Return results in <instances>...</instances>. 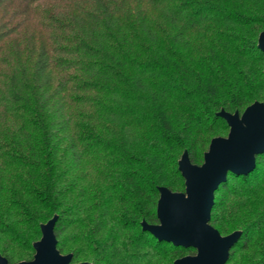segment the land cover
<instances>
[{
    "label": "trees",
    "instance_id": "1",
    "mask_svg": "<svg viewBox=\"0 0 264 264\" xmlns=\"http://www.w3.org/2000/svg\"><path fill=\"white\" fill-rule=\"evenodd\" d=\"M264 0H0V255L30 260L56 215L71 263L171 264L195 252L142 228L228 125L264 102ZM210 224L226 264H264V151L227 172Z\"/></svg>",
    "mask_w": 264,
    "mask_h": 264
},
{
    "label": "water",
    "instance_id": "2",
    "mask_svg": "<svg viewBox=\"0 0 264 264\" xmlns=\"http://www.w3.org/2000/svg\"><path fill=\"white\" fill-rule=\"evenodd\" d=\"M257 46L264 52V30L257 37ZM227 125L226 136L211 138L201 164L190 162L187 152L180 155L177 167L184 179V191H171L159 186L156 202L157 223L142 221V228L159 240L194 248L171 264H226L228 253L239 231L221 235L210 222L213 193L227 172L246 173L255 165V156L264 151V102L254 101L239 113L218 111ZM56 215L40 225V238L33 242L30 260L14 264H89L71 263V254H62L56 247L54 223ZM0 264H9L0 255Z\"/></svg>",
    "mask_w": 264,
    "mask_h": 264
},
{
    "label": "rangeland",
    "instance_id": "3",
    "mask_svg": "<svg viewBox=\"0 0 264 264\" xmlns=\"http://www.w3.org/2000/svg\"><path fill=\"white\" fill-rule=\"evenodd\" d=\"M257 37H258V36H257ZM226 135H227V134H226ZM226 135H225V136H226Z\"/></svg>",
    "mask_w": 264,
    "mask_h": 264
}]
</instances>
